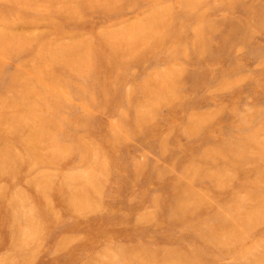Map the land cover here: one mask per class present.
<instances>
[{
  "label": "rangeland",
  "instance_id": "374dc122",
  "mask_svg": "<svg viewBox=\"0 0 264 264\" xmlns=\"http://www.w3.org/2000/svg\"><path fill=\"white\" fill-rule=\"evenodd\" d=\"M0 264H264V0H0Z\"/></svg>",
  "mask_w": 264,
  "mask_h": 264
}]
</instances>
